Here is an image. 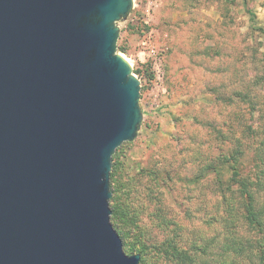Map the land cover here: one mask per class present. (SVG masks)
<instances>
[{"label": "water", "instance_id": "1", "mask_svg": "<svg viewBox=\"0 0 264 264\" xmlns=\"http://www.w3.org/2000/svg\"><path fill=\"white\" fill-rule=\"evenodd\" d=\"M133 0H0V264H138L113 227V154L142 121L117 51Z\"/></svg>", "mask_w": 264, "mask_h": 264}, {"label": "rangeland", "instance_id": "2", "mask_svg": "<svg viewBox=\"0 0 264 264\" xmlns=\"http://www.w3.org/2000/svg\"><path fill=\"white\" fill-rule=\"evenodd\" d=\"M116 24L117 45L126 47L117 51L141 85L142 121L119 147L115 185L119 204L129 190L125 213L135 223L125 252L144 245L142 264H174L156 251L170 237L194 264H256L264 239L244 224L230 190L236 167L264 175V0H133ZM148 35L156 63L142 51ZM239 240L248 249L242 257L226 250Z\"/></svg>", "mask_w": 264, "mask_h": 264}, {"label": "trees", "instance_id": "3", "mask_svg": "<svg viewBox=\"0 0 264 264\" xmlns=\"http://www.w3.org/2000/svg\"><path fill=\"white\" fill-rule=\"evenodd\" d=\"M117 50L125 52L126 47L117 45ZM145 65L146 66L143 70L146 74L147 80L151 81L153 74L150 71L149 64L145 63ZM119 147L113 154L112 170L110 173V189L113 192V195L110 198V208L112 211L110 220L115 230L119 233L124 249L126 250L127 248L129 249V244L125 241V238L127 237L126 228L131 226V224L135 225V223L132 219L127 217V214L125 213L127 210H130L127 203L129 190L124 189L122 192L120 191L123 196L120 204L118 203L119 199L116 194L117 189L115 185H117L119 181L117 173L122 170L123 166V163L119 160ZM210 169L213 170V173L216 174V177L222 183L221 171L215 168L213 164H210ZM231 180L233 181V184L236 185V189L230 190L231 193L241 199L239 201L242 210L240 216L241 219L247 227L256 231L259 236L258 239H264V175L245 177L239 174V170L236 167V172H233V175H231ZM123 187L125 186H120V188ZM227 187L228 185L226 188ZM246 243V246L249 245L250 248L251 246L253 247L252 243L248 240H246ZM143 246L137 249V253L141 254L138 264H142L143 262V253L145 250ZM130 248L131 251L135 249L133 246ZM256 248L259 249V252H257V250L255 252V255L258 257L256 264H264V241L259 240ZM226 250H230V252L236 254L238 257H242L245 252H248V249L244 248L242 240H239V242L231 241V243L227 245ZM156 251L164 257L169 258L174 264H194L195 261V257L192 256L188 249L181 247L176 240L170 237L163 239V241L157 245Z\"/></svg>", "mask_w": 264, "mask_h": 264}, {"label": "built area", "instance_id": "4", "mask_svg": "<svg viewBox=\"0 0 264 264\" xmlns=\"http://www.w3.org/2000/svg\"><path fill=\"white\" fill-rule=\"evenodd\" d=\"M141 45H142V51H143L145 57L148 59L150 58L151 60H153L154 63H156V61L158 59V50H157L155 44L153 43L151 36L150 35H148L147 37L145 36L141 40ZM158 61H159V59H158ZM138 78L140 80V77H138Z\"/></svg>", "mask_w": 264, "mask_h": 264}, {"label": "bare ground", "instance_id": "5", "mask_svg": "<svg viewBox=\"0 0 264 264\" xmlns=\"http://www.w3.org/2000/svg\"><path fill=\"white\" fill-rule=\"evenodd\" d=\"M125 59H126V61H128V63L130 64L129 59H128L127 57H125Z\"/></svg>", "mask_w": 264, "mask_h": 264}]
</instances>
